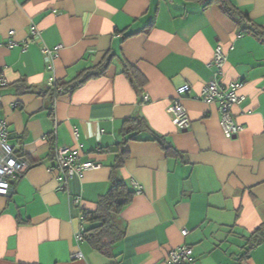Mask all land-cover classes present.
Instances as JSON below:
<instances>
[{
    "label": "crops",
    "instance_id": "obj_1",
    "mask_svg": "<svg viewBox=\"0 0 264 264\" xmlns=\"http://www.w3.org/2000/svg\"><path fill=\"white\" fill-rule=\"evenodd\" d=\"M230 2L264 27V0ZM110 50L106 73L53 97L49 79L69 82ZM124 60L146 77L144 86L131 82ZM0 73L7 81L0 117L14 151L29 162L12 192L0 194V264H166L180 245L192 247L198 264H264V241L247 250L248 236L264 223V40L216 3L0 0ZM211 79L244 84L231 110L242 126L237 136H225L219 103L199 97ZM187 83L182 103L191 124L181 130L172 105ZM128 118L140 128L126 133ZM154 132L180 155L167 154ZM125 138L116 173L136 194L119 218L125 235L108 257L78 234L87 227L83 208L95 210L112 185ZM57 145L99 166L60 189L49 169Z\"/></svg>",
    "mask_w": 264,
    "mask_h": 264
},
{
    "label": "trees",
    "instance_id": "obj_2",
    "mask_svg": "<svg viewBox=\"0 0 264 264\" xmlns=\"http://www.w3.org/2000/svg\"><path fill=\"white\" fill-rule=\"evenodd\" d=\"M209 3H216L220 9L235 20L240 26L242 31L254 34L264 40V27L256 24L247 13L242 12L237 6L232 4L230 0H208ZM114 54L110 50L104 57V59L88 69H85L79 73L74 79L69 82H57L58 86H62L63 89L59 90L57 87H50V92L53 97H56L59 93L72 92L81 87L88 80L100 76L106 73L108 66L113 60ZM124 72L130 78L131 82L138 86H144L146 84V77L138 70L136 66L130 62L124 60ZM19 87L30 89V86L26 84H19ZM137 118H128L125 121L126 133H130L133 130L140 128V124L137 122ZM128 138H136L130 136ZM125 138L118 144V158L117 163L114 166L112 173V185L110 189L97 201V208L95 210H82L83 217L87 223L86 229L83 231V239L87 240L92 247L100 253L112 257L114 244L120 241L125 235V228L121 224L119 218L126 205H128L135 197L136 191L122 178L117 176V169L123 165L124 157L126 156L125 143L128 140ZM154 140L164 148L167 154L180 155V152L176 147L167 140L164 135L153 133ZM15 157L21 159H27L25 154H22L20 150L14 152ZM22 174V173H21ZM18 174L16 178L21 175ZM14 186V184H13ZM264 241V223L258 226L247 238V250H251L255 246H258Z\"/></svg>",
    "mask_w": 264,
    "mask_h": 264
},
{
    "label": "built area",
    "instance_id": "obj_3",
    "mask_svg": "<svg viewBox=\"0 0 264 264\" xmlns=\"http://www.w3.org/2000/svg\"><path fill=\"white\" fill-rule=\"evenodd\" d=\"M33 36L39 34L38 28L33 25L31 29ZM29 40L22 42L24 48L28 46ZM15 40L10 41L9 45H17ZM52 56V53H48L47 57ZM225 60L224 52L221 46L216 47L214 61L218 67L219 73H222L223 63ZM7 83L6 79L0 73V86ZM48 85L51 87H57L62 90V86H58L57 80L54 78L49 79ZM243 82L233 80L229 83H221L218 80L211 79L201 89L199 97L207 102H218L219 111L221 113L220 124L226 137L231 138L237 136L242 130V126L237 124L231 115L232 107L239 103L244 95L240 93L243 87ZM191 90L190 84H183L177 88V96L172 110L176 118V124L179 129H188L191 120L186 107L182 103L183 97H185ZM14 144L9 136V125L0 117V194L8 195L13 190L11 179H15L18 174L24 172L29 162L14 156ZM56 164L50 166V170L55 173L56 179L59 183V188L64 189L70 179L76 175H81L86 169L99 166L95 161L88 159L84 161L78 160L77 152L69 146H56L54 151ZM140 190L139 186L136 188ZM83 229L78 234V238H83ZM188 230H183V235H187ZM79 253L75 254L78 256ZM166 264H198L194 256V252L189 245H180L169 251L165 259Z\"/></svg>",
    "mask_w": 264,
    "mask_h": 264
},
{
    "label": "water",
    "instance_id": "obj_4",
    "mask_svg": "<svg viewBox=\"0 0 264 264\" xmlns=\"http://www.w3.org/2000/svg\"><path fill=\"white\" fill-rule=\"evenodd\" d=\"M14 182H15V180H14V179H11V183H12V185L14 184Z\"/></svg>",
    "mask_w": 264,
    "mask_h": 264
},
{
    "label": "clouds",
    "instance_id": "obj_5",
    "mask_svg": "<svg viewBox=\"0 0 264 264\" xmlns=\"http://www.w3.org/2000/svg\"><path fill=\"white\" fill-rule=\"evenodd\" d=\"M15 180V179H14Z\"/></svg>",
    "mask_w": 264,
    "mask_h": 264
}]
</instances>
